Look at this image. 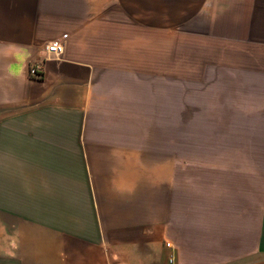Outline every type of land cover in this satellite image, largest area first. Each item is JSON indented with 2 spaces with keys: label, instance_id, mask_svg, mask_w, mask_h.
I'll list each match as a JSON object with an SVG mask.
<instances>
[{
  "label": "crops",
  "instance_id": "obj_1",
  "mask_svg": "<svg viewBox=\"0 0 264 264\" xmlns=\"http://www.w3.org/2000/svg\"><path fill=\"white\" fill-rule=\"evenodd\" d=\"M261 161L264 0H0V264H264Z\"/></svg>",
  "mask_w": 264,
  "mask_h": 264
},
{
  "label": "rangeland",
  "instance_id": "obj_2",
  "mask_svg": "<svg viewBox=\"0 0 264 264\" xmlns=\"http://www.w3.org/2000/svg\"><path fill=\"white\" fill-rule=\"evenodd\" d=\"M170 67H165L166 71H169ZM246 149L251 150L252 147H246ZM235 164V163H230ZM245 171L243 174L241 172H231L229 174V185L236 186V181L239 184L244 183L245 188V209L243 211L242 217L248 222L256 223L259 214L258 205L262 207V220L264 218L263 202H264V162L260 163H244ZM254 165V168H253ZM258 167H260L258 171ZM240 197V195H239ZM235 199V194L230 195V200ZM260 203V204H259ZM236 210H229L228 213L230 217L235 216ZM240 212V211H238ZM204 216V215H203ZM251 226H246V230ZM256 227V226H255ZM252 243H249L248 247Z\"/></svg>",
  "mask_w": 264,
  "mask_h": 264
},
{
  "label": "built area",
  "instance_id": "obj_3",
  "mask_svg": "<svg viewBox=\"0 0 264 264\" xmlns=\"http://www.w3.org/2000/svg\"><path fill=\"white\" fill-rule=\"evenodd\" d=\"M66 35H62L61 39H54L47 42L41 51V54L36 59L30 61L28 66V75L31 78L40 79L43 76V64L49 59L59 58L64 51V39ZM170 246L169 243H167ZM171 261V259H170Z\"/></svg>",
  "mask_w": 264,
  "mask_h": 264
}]
</instances>
